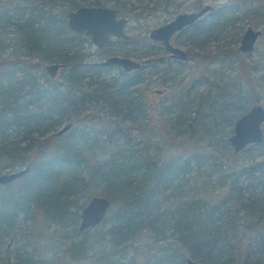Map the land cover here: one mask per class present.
Wrapping results in <instances>:
<instances>
[{
  "label": "trees",
  "instance_id": "trees-1",
  "mask_svg": "<svg viewBox=\"0 0 264 264\" xmlns=\"http://www.w3.org/2000/svg\"><path fill=\"white\" fill-rule=\"evenodd\" d=\"M83 5L139 13L132 0H0V173L28 167L0 185V264L31 262L26 245L60 249L58 264H264V130L237 153L228 141L264 93V76L252 77L250 53L238 50L245 25L264 22V0H211L172 38L195 65L181 76L145 72L175 61L147 34L88 51L90 38L66 25ZM112 55L142 66L101 65ZM229 57L247 86L226 92L205 62ZM52 63L62 65L55 78L44 70ZM157 72L170 73L159 83L167 94L151 106L146 75ZM97 195L110 202L106 216L81 231L80 211Z\"/></svg>",
  "mask_w": 264,
  "mask_h": 264
},
{
  "label": "water",
  "instance_id": "water-1",
  "mask_svg": "<svg viewBox=\"0 0 264 264\" xmlns=\"http://www.w3.org/2000/svg\"><path fill=\"white\" fill-rule=\"evenodd\" d=\"M213 9L209 3L192 11L181 12L175 15L167 22L155 27L148 33L151 41L159 42L173 58L185 60L187 54L184 49L173 45L172 37L192 25L207 12ZM127 17L119 16V10L111 6H90L83 5L67 13V28L77 34H85L90 38L96 48L105 45L111 37L127 39L125 32ZM259 29L247 27L240 38L238 50L242 53H250L254 50L258 38L261 36ZM103 66H119L125 72H131L139 69L142 62L131 57L112 55L101 62ZM60 63H52L45 67L50 78H54L59 69ZM156 93H161L159 89ZM264 107L257 103L252 104L243 114L234 122L233 132L228 141L234 152H240L248 145L259 144L263 140ZM71 123L65 124L58 130L62 134L70 129ZM28 167L0 173V185H5L23 176ZM110 202L103 196H92L80 211L79 230L95 227L100 224L107 213ZM10 244V243H9ZM185 264H199L191 258L185 259Z\"/></svg>",
  "mask_w": 264,
  "mask_h": 264
},
{
  "label": "rangeland",
  "instance_id": "rangeland-1",
  "mask_svg": "<svg viewBox=\"0 0 264 264\" xmlns=\"http://www.w3.org/2000/svg\"><path fill=\"white\" fill-rule=\"evenodd\" d=\"M174 3L177 4H167V6L163 7L160 5L158 8L154 10H148V7H152V4H149V0H132L133 4L137 7L136 15L128 18L127 25L125 26V32L128 35L133 36H141L142 34H147L149 31L154 29L155 27L165 23L172 17H174L176 14L181 12H187L190 10L195 9V2L196 0H172ZM209 3L211 4V0H205L203 5ZM176 5V7H173ZM143 14V15H142ZM252 27L254 29H261L263 31L262 37L259 39V41L256 44L255 49L250 53L249 56H245L243 58L244 62H247L249 64V67L253 65L256 70L252 73V77L255 76L256 78H260L264 76V22L263 20L255 21V23L251 25H245V28ZM95 48V46L92 44L90 46V49L88 51L92 52V50ZM184 49V48H183ZM237 58L235 57H229L225 59L218 60L216 62H212L209 64V62H205V66L208 65V68L213 71H217L218 77H216V80L223 91L228 92L227 89H235L237 90L238 85L241 86H247L245 79H243L241 76H243L242 72L239 71V66L241 64V60L238 59V63L236 62ZM195 66L192 61L187 60L183 63L171 61L170 64H163L158 65L156 67H147L145 69V72H149L150 69H162L165 68L166 70L173 69L176 72H179V76L183 74L189 73V67ZM242 65V64H241ZM47 65H45L46 67ZM204 67V63H199L197 68L200 70ZM235 67V68H234ZM46 72V69H44ZM249 70V69H248ZM60 71V69H59ZM55 75V77L58 76V73ZM239 71V73H238ZM251 72V70H249ZM48 75V73L46 72ZM162 72H157L156 74H147V78L150 79L152 82L148 87H145V101L151 106H157L160 105L164 100L167 92L165 93H156L155 89H162L164 85L159 84L162 78H167L170 76V73L167 75L163 73L162 77H160ZM236 74H238V78L236 77ZM214 75V74H213ZM54 77V78H55ZM247 96L249 98H252V96L247 92ZM255 98H258V103L261 104L264 107V93L257 92L254 94ZM229 103V102H228ZM227 103V104H228ZM87 126H90L91 128L97 129L98 124L95 123V121L87 122ZM80 129L85 130L81 126H79ZM262 128L264 130V123L262 125ZM10 172V171H9ZM26 249L28 252H30L33 256L32 261L28 262L27 264H58L56 255L60 253V249L54 248L52 249H39L37 251L32 252V247L30 245H26ZM26 257V256H25ZM24 257V258H25Z\"/></svg>",
  "mask_w": 264,
  "mask_h": 264
},
{
  "label": "flooded vegetation",
  "instance_id": "flooded-vegetation-1",
  "mask_svg": "<svg viewBox=\"0 0 264 264\" xmlns=\"http://www.w3.org/2000/svg\"><path fill=\"white\" fill-rule=\"evenodd\" d=\"M100 6H103V5H100ZM106 6H109V5H106ZM111 7H112V6H111ZM190 11H192V10H190ZM176 15H177V14H176ZM119 16H121L120 13H119ZM121 17H123V16H121ZM172 18H173V17H172ZM172 18H171V19H172ZM169 20H170V19H169ZM166 22H167V21H166ZM126 25H127V24H126ZM126 25H125V26H126ZM187 27H188V26H187ZM184 29H185V28H184ZM245 29H246V28H245ZM245 29H244V30H245ZM259 30L261 31L262 34H261V36L258 38L257 42L259 41V39H260V38L262 37V35H263V31H262L261 29H259ZM73 33H74V32H73ZM172 38H173V37H172ZM111 39H115V38L111 37L110 40H111ZM119 39H120V38H119ZM90 41H91V40H90ZM171 42H172V39H171ZM257 42H256V44H257ZM172 44H173V43H172ZM173 45H174V44H173ZM94 46H95V45H94ZM103 46H104V45H103ZM103 46H102V47H103ZM102 47H100V48H102ZM162 47H163V46H162ZM255 47H256V45H255ZM95 48H96V47H95ZM163 49H164V48H163ZM182 49H183V48H182ZM254 49H255V48H254ZM164 50H165V49H164ZM184 50H185V49H184ZM165 51H166V50H165ZM185 52H186V54H187V51H186V50H185ZM250 53H251V52H250ZM167 54H168V56H169L171 59H174L175 61H178V62H179V61H186V60H187V57H186L185 60H180V59H177V58H173V57H171V56L169 55L168 52H167ZM161 91H162V90H161ZM161 93H163V91H162ZM159 94H160V93H159ZM262 129H263V128H262ZM184 264H185V262H184Z\"/></svg>",
  "mask_w": 264,
  "mask_h": 264
}]
</instances>
